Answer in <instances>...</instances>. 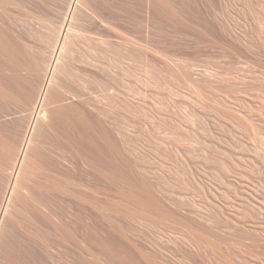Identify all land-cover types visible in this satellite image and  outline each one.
<instances>
[{"label": "rangeland", "instance_id": "obj_1", "mask_svg": "<svg viewBox=\"0 0 264 264\" xmlns=\"http://www.w3.org/2000/svg\"><path fill=\"white\" fill-rule=\"evenodd\" d=\"M13 1L14 5L7 6L8 17L0 9V31L41 62L43 77L57 30L68 23L70 1ZM105 1V21L98 16L73 21L79 34L68 60V74L56 75L70 90V99L58 107L74 102L76 107L69 113L73 120L83 111L107 131H116L118 139L122 135L123 159L137 166L172 210L166 214L160 208L138 205L147 217H113V224L126 225L131 240L152 254L157 264H264V170L253 172L254 150L264 151V123L259 121L264 113V0ZM24 10H34L47 19L28 18ZM87 36L93 40L87 41ZM6 60L0 57V77L12 78L28 91L22 102L0 98V125L7 130L8 124L16 122L23 125L19 128L24 133L32 115L28 102L39 83L35 76L25 81V71L20 76L13 74ZM54 106L47 104L42 112ZM248 108L254 110V125L262 132L254 141L244 134L249 126L247 114L253 113ZM16 123L8 125L7 135L1 125L0 135L6 139L17 134ZM16 134L12 141H21L22 136ZM7 142L15 147L14 141ZM69 150L64 152L69 159L64 166L74 173L77 164ZM7 158L5 152L0 153V161L12 166ZM233 161H238L236 167ZM3 174L0 191L8 178ZM88 181L87 195L98 197L92 191L97 184L92 178ZM101 189L104 204L113 207L117 191L107 180ZM87 207L89 232L105 236L100 223L108 222L107 214L101 216L90 204ZM177 216L212 227L216 234L228 237L229 244L217 251L198 246L196 238H192L195 243L187 237L195 235L180 228ZM69 219L73 239L68 261L77 264L83 243L75 209ZM52 236L56 237L54 231ZM111 237L118 238L115 233ZM37 241L32 236L28 239L30 246L46 254L42 249L46 245ZM51 250L60 264L66 263L59 247Z\"/></svg>", "mask_w": 264, "mask_h": 264}, {"label": "bare ground", "instance_id": "obj_2", "mask_svg": "<svg viewBox=\"0 0 264 264\" xmlns=\"http://www.w3.org/2000/svg\"><path fill=\"white\" fill-rule=\"evenodd\" d=\"M69 1L66 13L68 23L57 30L53 55L46 65L43 77L40 74L41 62L35 56L28 55L26 49L16 43V40L14 42L13 38H10L12 42L9 38H5L7 35L5 31H0V57H3L4 62L6 59L8 60H6L8 63H5L7 69L17 76L25 71V81L27 78L35 76L39 83V87H34L31 92V102L28 104L30 108L32 107V115L27 124L24 123L26 124L24 133L22 128H19L23 127V122L20 123L22 126H18V123L15 122L18 126L17 134L20 132L19 134L22 136H20L21 138L18 137L21 141L13 138L14 142L17 140L15 147H12L7 141L12 143L11 138L16 132L13 133L12 137L8 135L7 138L6 136V131L10 129L8 125L13 127L15 123L8 125L6 123L7 126L4 123L6 128H9L7 130L1 124L5 129V132L2 133H6V139L1 136V133L0 153L5 152L7 154L6 161L12 163V166L0 161V173L5 171L8 177L7 181L3 180L6 182L2 181L4 190L0 191V264H60L55 252L51 250L54 247H59L62 251L61 255L66 258L64 259L66 263L63 264H69L68 259L70 260L71 257L70 249L73 239L72 223L69 219L72 209L76 210L78 230L82 233L80 242L83 243V249L80 252L82 258L77 264H86L84 259L88 260L90 264H157L152 254L150 256V253L131 240L126 225L113 224V217H147L148 213L139 208L138 205L160 208L166 214L172 213V210L168 209V205L165 203L166 206L156 195L152 182L138 171L137 166L123 159L119 143L122 135L118 139L115 130L116 133H113V129L107 131L90 116L91 119H89L83 111L79 112L80 115L77 120H73L69 113L72 107H76L74 102L68 105L62 103L64 106L58 107L59 103L70 99L67 95L70 90L65 86L64 80L59 76L56 78V75L68 74L70 66L68 60L73 55L77 41L75 37H78L79 34V29L72 25L73 21L77 19L91 20L92 18L94 20L96 16L105 21L104 10L107 5L105 0ZM13 3L15 4L13 0H0V9L3 14H6L5 16L7 14L9 16L7 6L14 5ZM171 6L175 8L174 5ZM24 11L28 18L39 21L47 19L46 15L38 14L34 10ZM48 22L51 21L48 20ZM86 39L89 42L93 40L90 36H87ZM4 69L6 68L4 67ZM180 70L182 73L191 76V73L185 68L180 67ZM11 80L12 78L9 79V77H0V98L10 100L9 102H22V97L28 90L22 83L17 84L15 80L10 82ZM47 104H53V106L57 104V108L42 112V108ZM95 108L100 110L97 106ZM249 108L247 111L254 109L253 107L252 109ZM252 112L247 114V123L244 121L246 124L249 123L244 134L250 141H254L262 133L254 125L257 117L254 115V110ZM261 119L264 123V113H261L259 121ZM2 127L0 128L3 129ZM16 130L14 127V131ZM8 133L11 134L12 132ZM16 143L19 145L17 146ZM236 144L240 146L239 143ZM66 149L68 152L71 149L77 164L74 173H70L64 166V163L69 162L64 154L67 152ZM60 150L63 152L59 153ZM254 152L256 153L253 172L260 169L264 170V151L255 149ZM234 159L237 158L234 157ZM237 165L238 161H233V167ZM7 166L10 170L9 176L7 174L9 170L6 172ZM224 166L231 169L227 164ZM3 172L0 174L2 177ZM2 177L0 180L5 176ZM90 178L97 184V187L92 188V191L98 197L91 198L86 193V190L91 187L88 181ZM105 180L118 193L117 198L112 203L113 207L106 206L99 196L103 193L101 185ZM5 183L7 184L4 185ZM66 184L78 187V189L68 187ZM73 198L76 201L73 202ZM87 204L98 211L99 215L105 217L107 214L105 219L107 218L108 222L102 221L100 223L101 228L106 233L105 236L94 231L89 232ZM176 219L180 228L183 230L187 228L184 230L185 232L191 231L195 235H190V232L187 233L189 234L187 237L191 236V239L188 237L190 240H194L195 243L198 241L196 243L198 246L200 244L207 245V247L210 246L217 251L230 242L228 237L213 232L212 227L202 226L199 222L183 216H177ZM94 220L97 224L99 223L96 218ZM53 231L56 237L52 236ZM185 232L182 234L186 235ZM113 233L118 238L111 237ZM30 236L46 245L47 250L43 247L44 244L42 245L46 254L41 253L43 250L38 252L29 245ZM183 237L186 238V236ZM192 238H196L197 241ZM187 241L189 240L187 239ZM116 245L120 248L115 247Z\"/></svg>", "mask_w": 264, "mask_h": 264}]
</instances>
